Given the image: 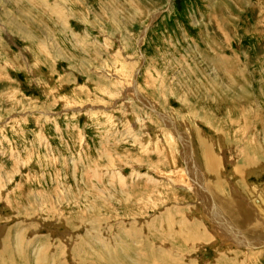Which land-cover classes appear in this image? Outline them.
Returning a JSON list of instances; mask_svg holds the SVG:
<instances>
[{"label": "rangeland", "instance_id": "374dc122", "mask_svg": "<svg viewBox=\"0 0 264 264\" xmlns=\"http://www.w3.org/2000/svg\"><path fill=\"white\" fill-rule=\"evenodd\" d=\"M99 42L132 59L89 64ZM24 263L264 264V0H0V264Z\"/></svg>", "mask_w": 264, "mask_h": 264}, {"label": "bare ground", "instance_id": "6f19581e", "mask_svg": "<svg viewBox=\"0 0 264 264\" xmlns=\"http://www.w3.org/2000/svg\"><path fill=\"white\" fill-rule=\"evenodd\" d=\"M147 99V98H145ZM250 162H252V160L250 159ZM216 184V183H215ZM220 185V184H219ZM217 187V186H216ZM220 187V186H219ZM214 188V187H213ZM216 189V188H215ZM214 189V190H215ZM217 190V189H216ZM221 190V189H220ZM218 190L219 192H215V199L217 201V203L219 204V206H222V208L227 211L226 213H228L233 220L236 221L237 225H240V223H242V218L244 216V207L242 206L241 203L236 202L237 200H234L232 198H227V196H222V192ZM224 190V189H223ZM205 190H203L204 192ZM213 192V191H212ZM224 193V192H223ZM225 194V193H224ZM214 195V194H213ZM206 200V199H205ZM246 217V216H245ZM221 219V220H220ZM223 218L220 215L219 217V221H222ZM244 222V221H243ZM235 223V222H234ZM262 227V226H261ZM245 229V228H244ZM245 232L248 233V235L250 237H260L262 235V230L259 226V224H254L251 227H248V229H245ZM224 231H221L222 236L224 237L225 234ZM232 233V232H231ZM227 234V233H226ZM240 234V233H239ZM230 235V234H229ZM245 236V235H243ZM227 237V236H226ZM240 239V238H239ZM237 241V240H236ZM239 241V240H238ZM231 243V242H230ZM25 251V250H24ZM25 257V256H24ZM102 257V256H101ZM101 259V258H100ZM102 260V259H101ZM104 261V260H103ZM107 261V260H105ZM112 261V259H111ZM114 261V260H113ZM117 261V260H116ZM26 263H28V259L26 258L25 260ZM120 263V262H119ZM25 264V263H24Z\"/></svg>", "mask_w": 264, "mask_h": 264}, {"label": "crops", "instance_id": "0c3cea01", "mask_svg": "<svg viewBox=\"0 0 264 264\" xmlns=\"http://www.w3.org/2000/svg\"><path fill=\"white\" fill-rule=\"evenodd\" d=\"M129 35L130 36H125L124 38L122 37V40L123 42H131V37H132V33H133V30L130 29L128 31ZM130 38V39H129ZM105 40V38H103ZM101 44L99 42V47L97 48H92L91 50V56H90V61H89V64H96V63H100L102 60H105V58H114L115 60L117 58H121V59H125V60H128V59H132V55L131 54H127L123 52V50H118L120 53H114V49L116 50L117 48L116 47H112V44L110 42H108V44H106V42H104V45L102 46L101 48ZM111 53V55H108V53ZM97 55V56H96ZM117 61V60H116ZM115 61V62H116ZM88 66H85V68H87Z\"/></svg>", "mask_w": 264, "mask_h": 264}, {"label": "water", "instance_id": "95a60500", "mask_svg": "<svg viewBox=\"0 0 264 264\" xmlns=\"http://www.w3.org/2000/svg\"><path fill=\"white\" fill-rule=\"evenodd\" d=\"M98 72H102V71H98Z\"/></svg>", "mask_w": 264, "mask_h": 264}]
</instances>
